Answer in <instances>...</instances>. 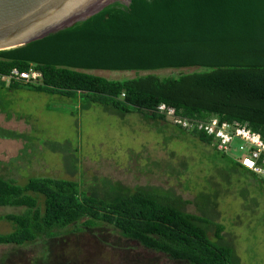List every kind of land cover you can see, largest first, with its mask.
Instances as JSON below:
<instances>
[{
    "label": "trees",
    "instance_id": "16d2710c",
    "mask_svg": "<svg viewBox=\"0 0 264 264\" xmlns=\"http://www.w3.org/2000/svg\"><path fill=\"white\" fill-rule=\"evenodd\" d=\"M30 67L41 73L42 83L22 87L38 93L80 99L85 107L96 104L121 115L133 111L158 122L164 116L154 111L165 104L189 120L214 116L246 123L264 138V0H114L84 21L0 51V75ZM187 68L201 70L121 81L84 73ZM19 88L17 82H0V95ZM189 135L212 147L233 171L258 179L218 152L203 132ZM18 136L0 130L2 138ZM189 204L173 191L130 190L108 180L80 190L73 181L30 178L18 186L0 177V208H24L21 214L1 217L15 230L0 234V246H23L40 236L52 239L55 230L70 226L78 233L81 227L107 226L183 264H238L231 240L222 236L223 226L201 207L202 216L188 213Z\"/></svg>",
    "mask_w": 264,
    "mask_h": 264
},
{
    "label": "rangeland",
    "instance_id": "374dc122",
    "mask_svg": "<svg viewBox=\"0 0 264 264\" xmlns=\"http://www.w3.org/2000/svg\"><path fill=\"white\" fill-rule=\"evenodd\" d=\"M200 70L84 73L121 81L146 74L177 77ZM22 85L0 95V130L19 135L0 137L1 178L18 186L30 178H49L76 182L80 190L100 187L108 180L130 190L173 191L192 202L185 207L188 213L202 216L201 207L223 226L222 236L231 240L238 264H264V185L260 180L233 171L212 147L187 132L182 134L166 120L158 122L133 111L121 115L96 104L85 107L80 99L38 93ZM38 201L43 210L42 197ZM23 211V207L0 208V234L15 230L1 217ZM81 228L80 233L72 226L55 230L52 239L40 236L23 246H0V264H183L121 237L110 227ZM209 236L214 239V231Z\"/></svg>",
    "mask_w": 264,
    "mask_h": 264
},
{
    "label": "water",
    "instance_id": "95a60500",
    "mask_svg": "<svg viewBox=\"0 0 264 264\" xmlns=\"http://www.w3.org/2000/svg\"><path fill=\"white\" fill-rule=\"evenodd\" d=\"M114 0H0V51L84 21Z\"/></svg>",
    "mask_w": 264,
    "mask_h": 264
},
{
    "label": "built area",
    "instance_id": "2783aa9c",
    "mask_svg": "<svg viewBox=\"0 0 264 264\" xmlns=\"http://www.w3.org/2000/svg\"><path fill=\"white\" fill-rule=\"evenodd\" d=\"M0 82L5 85L17 82L38 86L42 83V75L33 67L23 72L13 69L7 75H0ZM154 112L184 132H203L211 138L212 146L218 152L230 157L264 184V138L249 130L246 123L220 121L214 116L206 120H189L180 117L174 108L165 104H159Z\"/></svg>",
    "mask_w": 264,
    "mask_h": 264
}]
</instances>
